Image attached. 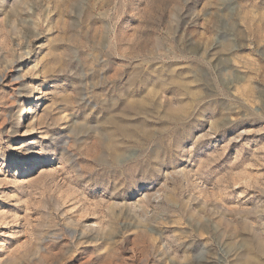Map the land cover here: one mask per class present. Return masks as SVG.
<instances>
[{"label":"rangeland","instance_id":"obj_1","mask_svg":"<svg viewBox=\"0 0 264 264\" xmlns=\"http://www.w3.org/2000/svg\"><path fill=\"white\" fill-rule=\"evenodd\" d=\"M262 245L264 0H0V264Z\"/></svg>","mask_w":264,"mask_h":264},{"label":"bare ground","instance_id":"obj_2","mask_svg":"<svg viewBox=\"0 0 264 264\" xmlns=\"http://www.w3.org/2000/svg\"><path fill=\"white\" fill-rule=\"evenodd\" d=\"M31 111H32L31 106H28V107H27L26 114H30ZM24 121H25V120H24V118L22 117V118L19 120V123H22V124H23ZM20 126H21V125H20ZM33 130H34V128L30 129L31 132H32ZM135 135H136V134H135ZM133 136H134V135H133ZM260 249H261L262 251H264V245L260 246ZM242 259H243V260H242L243 264H255V260H253V257H251V256L242 257Z\"/></svg>","mask_w":264,"mask_h":264}]
</instances>
